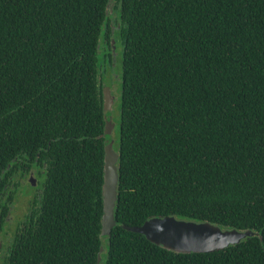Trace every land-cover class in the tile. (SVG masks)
I'll return each mask as SVG.
<instances>
[{"label":"trees","instance_id":"1","mask_svg":"<svg viewBox=\"0 0 264 264\" xmlns=\"http://www.w3.org/2000/svg\"><path fill=\"white\" fill-rule=\"evenodd\" d=\"M114 2L117 31L110 0H0V192L21 159L47 165L2 264H98L101 246V264H264V0ZM113 34L120 180L102 237L100 53L106 36L113 55ZM160 215L259 234L177 253L123 227Z\"/></svg>","mask_w":264,"mask_h":264},{"label":"water","instance_id":"2","mask_svg":"<svg viewBox=\"0 0 264 264\" xmlns=\"http://www.w3.org/2000/svg\"><path fill=\"white\" fill-rule=\"evenodd\" d=\"M114 3V0H110L107 7L108 14L112 13ZM112 43H114V40H112ZM103 93L104 110H112L114 97L110 88H105ZM105 118L106 125L102 136L111 134L114 127L111 119L107 116ZM118 162L119 152L114 147V141L107 139L104 157V182L102 187V237H109L117 224L115 209L118 200L120 180ZM123 227L127 230L144 234L151 242L177 253L222 250L230 245L239 244L246 238L259 234L252 229L239 230L237 228H224L210 221L181 219L172 215L153 216L147 219L142 225L123 224ZM103 251L104 246H101L98 264H101V254Z\"/></svg>","mask_w":264,"mask_h":264},{"label":"rangeland","instance_id":"3","mask_svg":"<svg viewBox=\"0 0 264 264\" xmlns=\"http://www.w3.org/2000/svg\"><path fill=\"white\" fill-rule=\"evenodd\" d=\"M116 4V2L114 3ZM115 7V6H114ZM119 14L115 9L112 10V13L109 14V23L112 25V30H120L121 25L120 23ZM109 29L106 27V33ZM114 40L113 45V52L112 56L109 52L112 50L110 49L109 40L106 36H103L102 39V49L100 53V75L99 79L101 84L103 85V90L105 88H110V91L114 97L113 108L112 110L106 111V116L111 119L114 124L113 130L111 134L108 135L107 139L114 141L115 149L119 146L120 141V127H121V98H122V75H123V57H124V44L120 38V35L113 34L110 37ZM101 49V50H102ZM27 186V185H25ZM22 202L25 206H21L19 201H17L18 205L14 208L13 216L17 213L16 221L10 222L9 220L5 223V231L3 234V238L1 241L0 246V264L3 263V258L6 255L7 248L9 243L12 241L14 236L15 227L19 223H23L26 219V213L28 211V204L26 199L23 197L21 198ZM20 206V209H18ZM15 220V219H13ZM4 249V250H3Z\"/></svg>","mask_w":264,"mask_h":264},{"label":"flooded vegetation","instance_id":"4","mask_svg":"<svg viewBox=\"0 0 264 264\" xmlns=\"http://www.w3.org/2000/svg\"><path fill=\"white\" fill-rule=\"evenodd\" d=\"M41 165V161H38V159H36L35 162L21 159L20 166L15 167L11 175H9L8 182L4 185L6 191L0 192L2 205L5 200L8 205L5 218L11 223L18 218H16V216H18L17 213H15L16 216L12 215L14 208L18 205L17 201H19L21 206H25L22 202V197L27 201L28 211L26 213V219L23 223L21 222L15 227V232L18 231L19 228H23L25 223H27V220L31 221L33 219L37 206H39L44 189L45 172L47 170L46 163L42 166ZM18 209H20V206ZM1 241L2 240H0V242ZM8 249L9 248H7V251Z\"/></svg>","mask_w":264,"mask_h":264}]
</instances>
